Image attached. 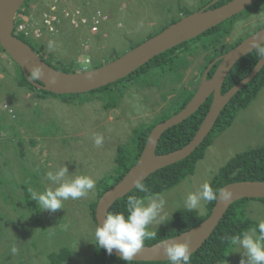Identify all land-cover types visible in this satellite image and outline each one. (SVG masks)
<instances>
[{
  "label": "rangeland",
  "instance_id": "374dc122",
  "mask_svg": "<svg viewBox=\"0 0 264 264\" xmlns=\"http://www.w3.org/2000/svg\"><path fill=\"white\" fill-rule=\"evenodd\" d=\"M83 1L28 0L16 16L17 27L28 20L39 22L55 2L60 15L58 32L50 36L40 29V37H27L34 47L43 49L42 58L62 72H81L92 69L94 63L99 67L109 63L160 33L184 11L197 12L213 0H142L140 4L124 0L117 4L118 12L98 0H89L82 7ZM66 8H80L88 20L93 11L102 10L108 20L98 33L90 34L85 26L71 27L61 15ZM242 15L231 21L226 38L229 45L264 25V0L255 12ZM182 56L186 65L179 69L178 78L147 75L100 92L52 97L20 87L19 69L0 47V164L4 165H0V264H50L49 255L60 250L70 253L61 264H94L92 206L101 189L100 180L114 173L118 156L134 155L138 132L160 117L170 118L184 91L197 89L211 58L202 50ZM4 105L16 113V120L2 109ZM97 136L102 139L100 146L95 144ZM263 146L264 87L236 113L229 127L213 135L193 175L159 194L166 201L162 212L166 221L153 223L149 230L159 231L176 213L188 211L184 206L188 194L198 192L205 182L211 186L233 157ZM64 166L67 179L87 175L96 181L95 188L86 197L64 201L63 208L55 212L41 211L31 200L30 190L57 187L45 176ZM243 208L252 227L264 222V201L248 200ZM193 211L205 215L206 202ZM13 243L18 248L16 255L11 253ZM231 251L225 264L246 259Z\"/></svg>",
  "mask_w": 264,
  "mask_h": 264
},
{
  "label": "water",
  "instance_id": "95a60500",
  "mask_svg": "<svg viewBox=\"0 0 264 264\" xmlns=\"http://www.w3.org/2000/svg\"><path fill=\"white\" fill-rule=\"evenodd\" d=\"M26 1L0 0V47L32 86L40 91L56 96H64L88 94L123 80L155 57L232 19L259 0H229L219 7L210 8L220 1L213 0L201 10L182 16L160 33L148 38L145 42L130 49L115 60L97 68L74 73H66L50 67L39 57L35 50L15 36L16 16ZM253 39L264 42V27L210 63L204 70L200 84L192 98L183 109L153 127L137 162L119 182L99 197L94 209V219L97 226L98 223H103L106 214L109 213L117 200L125 197L135 189V180L139 179L144 182L160 169L185 160L202 144L225 106L237 92L253 80L264 66V58H261L244 79L231 87L226 93H221L222 85L232 68L244 56L254 51L250 47ZM217 62L219 64L215 71L208 77L209 71ZM34 68H39L42 73L41 76L35 79L32 78ZM210 97L212 99L208 111L193 138L180 149L167 154H157L156 149L163 133L192 116ZM223 189H227L232 193L231 199L227 201L223 199L216 200L209 216L201 223L186 232L163 241L172 243L188 241L192 255L210 238L231 205L244 199H264V181L234 182L225 185L220 190ZM163 241L145 246L132 262H168L164 253ZM112 255L119 258V253L115 250Z\"/></svg>",
  "mask_w": 264,
  "mask_h": 264
},
{
  "label": "trees",
  "instance_id": "16d2710c",
  "mask_svg": "<svg viewBox=\"0 0 264 264\" xmlns=\"http://www.w3.org/2000/svg\"><path fill=\"white\" fill-rule=\"evenodd\" d=\"M28 1V0H27ZM26 1V2H27ZM100 3H105L106 6H110L112 12H118L117 4L124 0H98ZM137 4H140L142 0H136ZM229 0H220L215 6L219 7ZM25 2V4H26ZM89 0H84L81 4L82 7L87 6ZM260 1L246 9L244 12L248 13L258 9ZM18 11L17 15L22 12ZM101 11L102 10H96ZM95 13L94 11L92 14ZM183 13V12H182ZM243 13V12H242ZM191 14L190 11L186 10L183 16ZM237 15L230 20H227L220 24L219 26L205 32L199 37L186 42L172 50H169L157 57L152 61L148 62L146 65L139 68L136 72L120 80L114 84L103 87L94 92L104 91L106 89L115 86L117 83L124 81H130L134 77H144L150 75L152 79H158L166 74L173 75L175 78L179 77V69L184 68L186 65V59L182 56L183 54H191L193 56L199 50L209 52L211 55L209 62L214 58L225 54L231 48H234L241 40H237L235 43L229 45L226 42V38L229 36L233 23L239 18ZM180 18L175 19L176 22ZM231 21L233 23L231 24ZM18 21H15V28ZM231 24V25H230ZM14 28V29H15ZM15 36L20 40L24 41L33 50L37 52L39 57L50 67L58 70L51 65L50 62L43 59L40 55L43 50L41 47H34L33 40L25 37L22 33H15ZM150 38V37H148ZM2 50V49H1ZM3 51V50H2ZM4 52V51H3ZM181 55V56H180ZM260 60V59H259ZM257 59V53L252 51L248 55L244 56L236 65L232 68L230 73L227 75L223 85L221 93H226L231 87L239 83L244 79L254 68V66L259 61ZM99 65L93 64L92 68H97ZM19 69V68H18ZM59 71V70H58ZM66 72V71H64ZM70 72V73H74ZM214 72V68L211 69L209 76ZM69 73V72H66ZM18 85L20 87L26 88L31 92H37L42 96H52V97H63L50 94L48 92L40 91L32 86L22 75L19 69ZM264 87V66L258 72V74L253 78V80L243 87L237 94L231 99V101L222 110L218 120L216 121L214 127L212 128L209 135L205 138L202 144L185 160H182L176 164L160 169L159 171L153 173L148 179L143 183L147 185L149 192L141 193L134 189L125 197L117 200L110 212H121L125 210L127 198L131 195H136L138 197L155 196L169 190L179 184L185 178L192 176L195 169V164L197 161L204 157L205 150L210 146L211 140L215 133L221 132L229 127L238 111L247 107V105L257 96L260 90ZM196 89H187L184 91L183 99L178 102V108H175L172 114H176L188 103L192 98ZM91 92V93H94ZM68 96V95H64ZM212 97H210L201 107L188 119L184 120L182 123L170 128L165 131L161 136L156 153L157 154H167L169 152L175 151L177 149L185 146L194 136L197 129L199 128L206 112L208 111ZM173 114V115H174ZM169 117H160L154 122L149 124V126L140 132H138L136 137V151L133 156L126 157L124 154L118 156L116 160V167L113 174L100 180L99 185L101 186L98 192L96 201L92 206V217L94 219V209L99 197L113 185L119 182L126 172L137 162L140 153L145 145L147 137L154 126L158 123L164 121ZM241 181H264V146L254 149L247 150L229 160L226 165L221 169L220 173L214 178L211 187L214 190H220L227 184ZM248 201V199L240 200L230 206L223 219L219 223L218 227L212 233L210 238L205 242V244L195 253L191 255L190 264H225V260L228 257L229 247L227 246L226 236L239 234L244 230L252 228L253 222L247 218L243 202ZM261 201H264L262 199ZM215 201L206 202L207 213L205 215H199L195 211H182L174 215V217L168 221L165 226L157 232V237L151 241H145V246L153 245L157 242L175 237L183 232H186L204 219H206L211 209L213 208ZM126 214V213H125ZM95 221V219H94ZM95 227H97L95 222ZM70 253L66 250H60L59 253H53L49 255L50 264H61L69 259ZM94 264H126L125 261L109 255L105 249H94ZM131 264H169L168 262H131Z\"/></svg>",
  "mask_w": 264,
  "mask_h": 264
},
{
  "label": "clouds",
  "instance_id": "9594fccd",
  "mask_svg": "<svg viewBox=\"0 0 264 264\" xmlns=\"http://www.w3.org/2000/svg\"><path fill=\"white\" fill-rule=\"evenodd\" d=\"M251 49L257 53V59L264 58V42L256 39L251 41ZM39 68H34L32 78L41 76ZM95 144L100 146L102 139L95 138ZM66 166L55 172L48 171L45 179L54 185L43 192L30 190L31 200L36 202L41 211L55 212L63 208V202L69 199L76 200L89 195L96 186V181L87 175H76L71 179ZM135 189L141 193H148L146 184L137 179L134 181ZM232 198V193L227 190H214L209 183L201 185L196 193H189L184 201L188 211H193L201 206L202 202H213L218 199L225 201ZM166 201L159 195L138 197L131 195L127 198L126 207L121 212H110L106 214L102 224L94 231V243L97 249L103 248L111 255L113 251L119 253V259L131 264L134 257L145 247V241L156 239L157 232L149 230V226L155 223L159 225L166 221L162 215ZM126 213V214H125ZM227 246L231 252L240 253L242 258L240 264H264V222L256 227L244 230L239 234L226 236ZM164 253L169 264H190V243L163 241ZM230 252V253H231ZM11 253L16 255L18 248L15 243L11 246Z\"/></svg>",
  "mask_w": 264,
  "mask_h": 264
},
{
  "label": "built area",
  "instance_id": "2783aa9c",
  "mask_svg": "<svg viewBox=\"0 0 264 264\" xmlns=\"http://www.w3.org/2000/svg\"><path fill=\"white\" fill-rule=\"evenodd\" d=\"M55 2L51 4L49 11L42 15L41 21L32 22L28 20L26 24H20L18 27L16 26L14 34L18 32L24 34L25 37L32 35L33 37L38 38L41 36L42 31L43 34L45 33L50 36H54L58 32L60 26V15L57 12ZM61 15L66 17L71 27L79 28L85 26L90 34L98 33L108 20V16L103 14L101 11H96L92 18L88 20L80 8H66L63 10ZM28 27L34 28V30H29ZM2 109L7 111L8 114L14 118L12 110H10L6 105L2 106Z\"/></svg>",
  "mask_w": 264,
  "mask_h": 264
},
{
  "label": "flooded vegetation",
  "instance_id": "af4514ba",
  "mask_svg": "<svg viewBox=\"0 0 264 264\" xmlns=\"http://www.w3.org/2000/svg\"><path fill=\"white\" fill-rule=\"evenodd\" d=\"M259 1H260V0H259ZM227 2H228V1H227ZM209 4H210V3H209ZM215 5H216V4H215ZM215 5H213V6H215ZM259 5H260V3H259ZM213 6H211L210 8H213ZM204 7H206V6H203L202 8H204ZM202 8H201V9H202ZM201 9H200V10H201ZM248 12H249V11H248ZM251 12H255V10H254V11H251ZM251 12H250V13H251ZM239 16H240L239 18H241V17L243 16L242 13H240ZM173 23H174V22H173ZM263 27H264V25H260L256 30L252 31L250 34L246 35L245 37H242V38L240 39V40H241L240 42H242L244 39H246L247 37L251 36L252 34H254L255 32H257L259 29H261V28H263ZM240 42H239V43H240ZM239 43H238V44H239ZM238 44H237V45H238ZM237 45H236V46H237ZM231 49H232V48H231ZM231 49H230V50H231ZM227 52H228V51H227ZM221 56H222V55H221ZM218 57H220V56H218ZM218 57H216V58H218ZM216 58H214L212 61H210L209 64L212 63ZM209 64H208V65H209ZM218 64H219V63L217 62V63H215V64L213 65L212 68H214V71H215V69H216V67H217ZM208 65H207V66H208ZM207 66H206V68H207ZM206 68H205V69H206ZM212 68H211V69H212ZM205 69H204V70H205ZM210 71H211V70H210ZM210 71H209V73H210ZM209 73H208V77H210V76H209ZM221 91H222V88H221Z\"/></svg>",
  "mask_w": 264,
  "mask_h": 264
},
{
  "label": "crops",
  "instance_id": "0c3cea01",
  "mask_svg": "<svg viewBox=\"0 0 264 264\" xmlns=\"http://www.w3.org/2000/svg\"><path fill=\"white\" fill-rule=\"evenodd\" d=\"M13 114H14V112H13ZM13 120H16L17 119V116H16V113L14 114V118L13 117H11ZM1 161V160H0ZM2 162V161H1ZM0 165H3V164H0ZM4 166V165H3ZM1 169V168H0ZM16 184H18V183H16ZM19 186H21V182H19V184H18ZM17 185V186H18ZM21 189V188H20Z\"/></svg>",
  "mask_w": 264,
  "mask_h": 264
}]
</instances>
